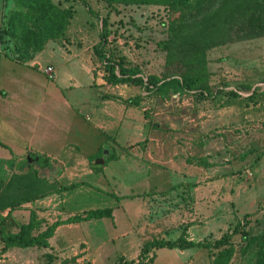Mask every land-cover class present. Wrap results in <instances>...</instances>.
<instances>
[{"label":"rangeland","instance_id":"rangeland-1","mask_svg":"<svg viewBox=\"0 0 264 264\" xmlns=\"http://www.w3.org/2000/svg\"><path fill=\"white\" fill-rule=\"evenodd\" d=\"M53 1L61 9L73 8L75 14L67 32L70 37L66 40L72 45L90 48L84 57L91 54L101 40L102 30H106L113 44L111 47L119 49L134 66L141 69L142 74H158L168 76V79H181L189 64L178 46L182 40L179 36L175 38L177 30H173V26L181 22H196L210 12L205 7L196 15L198 9H175L167 4L118 3L111 6L104 0ZM25 9L20 0H8L7 4L1 0L0 19L5 14L7 21L14 11ZM237 28L227 32L230 35L226 36L225 43L210 42L209 49L205 51L210 95L206 93L203 96L201 90H192L183 94L172 93L169 98L163 99L136 84H123L112 89L122 92L127 98L142 96L141 104L132 106L138 119H143L146 110L147 133L145 138L130 146L129 174L126 173L127 167L121 169L123 162H120L118 171H123L124 178L118 177L114 181L113 177H109L112 184L108 190L120 193L122 197L118 198L119 201L123 200V205H127L130 212L123 218L119 213L120 233L127 228L129 231L136 229V233L140 232V237L148 241L154 237L175 240L184 232L188 238L193 236L207 246L210 244L209 247H195L190 253L179 248L159 249L156 259L149 261L147 258L148 264H190L182 262L189 254L193 257L192 264H212L221 249L211 244L225 233L231 234L238 224L242 229L232 235V245H228L232 249L231 258L227 264H264V36L244 37ZM172 37L175 39L171 47L160 44ZM4 44L14 54L15 39L7 38ZM91 60H94L93 57ZM95 66L97 71L100 70V66ZM79 70L82 82H85L86 75ZM45 78H48L47 75ZM69 95L65 93L66 97ZM131 120L134 121L131 132H141L144 126L141 120ZM125 136L128 137V133L120 134L118 140L127 139ZM149 146L151 153L157 156H169L170 151L177 148L180 153L176 159L178 182H166L164 177L161 181H154L150 177L152 173L147 175L135 167L139 153ZM101 152L105 156V150ZM262 153L263 156L255 164ZM186 154L195 160L204 157L210 163L209 169H202L195 162L185 170L182 164ZM168 159L159 164L163 174H171L173 162ZM42 162V158L33 162L31 172L34 182L27 181L28 189L19 194H9L16 203L43 195L42 192H48L56 183L52 179L53 172L49 176L43 175ZM182 173L187 174L183 177L185 182L180 181ZM36 176L44 180L43 185L36 183ZM150 189L154 191L149 192ZM109 191L83 190L71 194L69 198L73 203L69 208L79 209L75 211L78 212L87 205L109 207L113 198ZM21 210L17 213L22 214ZM111 221L103 218L100 225L87 228L82 233L93 235V240L105 235L112 237L118 229L112 226ZM64 231L61 230L62 234ZM243 231H249L258 239L249 245L243 239ZM72 236L77 237L74 233ZM127 240L121 237L106 254L108 263H125L122 253L129 249ZM92 253L86 243L78 241L59 252L61 255L50 253L48 259L53 261L58 258L56 264H91ZM30 259V264L45 262L37 256ZM17 264L23 263L18 261Z\"/></svg>","mask_w":264,"mask_h":264},{"label":"crops","instance_id":"crops-1","mask_svg":"<svg viewBox=\"0 0 264 264\" xmlns=\"http://www.w3.org/2000/svg\"><path fill=\"white\" fill-rule=\"evenodd\" d=\"M3 17L0 19V29ZM69 37L70 34L66 33L63 38L50 40L43 50L30 59H19L17 54L10 53L9 49L0 45V203H4L5 215L12 214L9 222L10 229L14 232L19 230L21 224L29 222L32 212L41 220V230H44L48 224L57 220H67L90 209L104 208L100 205H87L75 212L79 209L69 208L73 203L69 196L83 190L108 192V186L112 184L109 177H113L114 181L118 177L124 178L123 171H118V163L123 162L121 169L127 167L126 173L129 174L132 151L130 146L145 138L147 133L146 110L141 120L136 117L132 108L133 105L138 106L141 103H130L127 101L130 97L127 98L122 92H114L112 89L115 86L123 84L107 83L105 70L94 48L89 56L84 57L90 48L84 49L70 44L66 40ZM92 57L94 60H91ZM94 63L100 66V70H96ZM50 65L56 70L54 78L44 69ZM79 69L86 75L85 82H82ZM65 93H69V97ZM137 111L140 114V110ZM131 118H137L144 124L141 132H131L134 123ZM127 133L129 138L125 136L127 139L120 142V134ZM149 133L152 136V132ZM152 139L154 138H150ZM102 150H105V156L101 155ZM151 150L149 146L146 152L142 150L139 153L135 167L147 175L152 173L150 177L154 181H161L164 177L166 182H178L176 159L180 153L177 148L171 150L169 156H157ZM190 156L186 154L182 164L185 170L193 164L188 161L192 158ZM38 158L44 161L41 164L43 175L49 176L53 172L52 179L58 184L54 183L48 192L41 193L43 195L16 203L9 194H19L29 188L27 181H33L34 174L31 169ZM167 158L169 162H173L171 174H163L160 170L159 164ZM197 165L202 169L210 167ZM180 177V181L185 182L183 177H187V174L182 173ZM35 179L37 184L43 185L44 180L39 177ZM152 191L154 189L149 192ZM109 192L114 194L109 201V207L113 208V217L107 218L118 229L119 213L122 218L129 215V207L123 205V200L119 201L118 198L122 197L120 193L115 190ZM126 204L129 205V202ZM18 210L23 213L18 214ZM101 221L103 218L62 224L50 239V247L10 248L0 254V264H17L18 261L30 264L32 256L45 260L42 264H56L58 258L55 257L53 261L48 259L50 253L61 255L59 252L78 241L86 243L92 249L91 264H110L106 254L121 237L128 238L129 245V249L122 256L126 260L138 262L146 241L140 237V232L136 233V229L129 231L127 228L121 233L118 229L114 236L105 235L96 240H93V235L82 233L87 228L100 225ZM63 229L66 231L62 234ZM72 233L77 237L72 236ZM202 233L204 229L201 230ZM189 239L200 241L193 236ZM2 247L3 243H0V252ZM194 248L184 251L190 253ZM116 253L118 254V250ZM189 255L182 260L183 263L192 264L193 257Z\"/></svg>","mask_w":264,"mask_h":264},{"label":"trees","instance_id":"trees-1","mask_svg":"<svg viewBox=\"0 0 264 264\" xmlns=\"http://www.w3.org/2000/svg\"><path fill=\"white\" fill-rule=\"evenodd\" d=\"M6 4L8 0H5ZM108 5L118 3L124 4H167L177 9L178 7H189L191 10L198 9L196 15L209 8V13L193 23H179L173 26L177 30L175 38L179 36L182 40L178 46L182 49L185 61L189 62L188 69L178 79L158 74L145 76L141 69L134 66L132 62L118 49L114 50L108 37V32L102 30L101 40L94 46L98 60L105 70V80L112 85L136 84L143 87L148 93H155L163 99L169 98L172 93L183 94L192 90H201V95L212 94L208 80V64L204 58L205 51L209 49L210 42L215 44L225 43L229 31L237 28L244 37L264 36V0H104ZM25 10H16L6 21L5 14L0 29V45L4 46L6 39H15L14 54L19 59L33 58L39 51L43 50L50 40L63 38L74 17L73 8H59L53 0H20ZM91 10V8H90ZM226 33V35H225ZM221 37V39H220ZM242 37V38H244ZM161 42L164 47H171L174 39ZM217 39V40H216ZM216 40V42H214ZM180 51L181 50H177ZM176 51H173V53ZM173 58V57H171ZM181 62V60H180ZM170 74H173L171 72ZM142 96L130 98L127 101L134 104L141 103ZM263 153L258 156L255 164L259 162ZM191 163L209 166L205 158L188 159ZM114 195V194H113ZM4 209V203L2 204ZM12 214L0 217V243H3L1 253L10 248L20 247H50V239L54 236L57 228L66 223H75L95 218L113 217V208L104 207L90 209L76 214L67 220H57L48 224L41 230V220L35 212L31 213L28 223L20 225L19 230L14 232L10 229ZM248 216V215H247ZM242 226L238 224L234 231L225 233L213 244L219 250L214 256L212 264H227L231 258L232 235L239 233ZM243 239L248 244L254 243L257 236H252L249 231H243ZM208 243V242H207ZM210 245V244H209ZM203 242L190 240L183 234L175 240L162 237H154L144 243L139 261L125 260L124 264H148L156 259V251L162 248L188 249L193 247H209ZM227 247V248H226ZM223 248V249H222ZM152 254L153 256L149 257ZM52 257V256H50Z\"/></svg>","mask_w":264,"mask_h":264},{"label":"built area","instance_id":"built-area-1","mask_svg":"<svg viewBox=\"0 0 264 264\" xmlns=\"http://www.w3.org/2000/svg\"><path fill=\"white\" fill-rule=\"evenodd\" d=\"M45 69V72L51 77V78H54L55 77V67L54 66H47ZM2 215H5V209H3L1 203H0V217Z\"/></svg>","mask_w":264,"mask_h":264}]
</instances>
